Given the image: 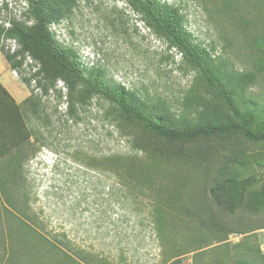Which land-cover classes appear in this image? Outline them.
<instances>
[{"label": "rangeland", "instance_id": "rangeland-1", "mask_svg": "<svg viewBox=\"0 0 264 264\" xmlns=\"http://www.w3.org/2000/svg\"><path fill=\"white\" fill-rule=\"evenodd\" d=\"M76 1L70 17L51 26L56 40L78 52L85 69L101 68L142 99L166 103L176 117L188 113L185 98L198 76L181 54L156 37L125 0ZM161 1L180 7L187 31L228 68L245 73L264 64V52H258V41L246 27L260 8L241 4L232 12L222 0ZM4 3L17 15L27 8L21 0H0V23L9 17ZM5 45L17 49L14 42ZM2 59L0 52L5 63ZM31 64L27 58L26 72L17 73L21 82V76L37 71ZM30 86V96L41 97L35 80ZM244 95L264 103V71ZM24 102L21 108L33 136L23 161L21 193L15 187L11 192L10 201L20 210L12 211L4 197L0 200L5 223L0 264H83L70 260L75 253L93 257L92 264H238L250 256L264 264V212H230L211 193L224 157L232 152L256 156L249 163L231 164L229 172L252 190L264 191V142L215 136L190 144V149L206 151L207 162L153 160L138 151L137 129L119 124L115 108L103 99L93 98L70 115L68 90L59 81L41 97L38 115ZM109 158L130 163L115 168L102 162ZM4 203L46 245H32L28 230L10 236ZM51 244L64 245L67 255Z\"/></svg>", "mask_w": 264, "mask_h": 264}, {"label": "trees", "instance_id": "trees-1", "mask_svg": "<svg viewBox=\"0 0 264 264\" xmlns=\"http://www.w3.org/2000/svg\"><path fill=\"white\" fill-rule=\"evenodd\" d=\"M21 1L27 7L22 15L14 14L8 3L3 4L9 17L0 23V52L19 76L22 71L26 72L24 67L27 58L32 60V64L28 65L31 69L38 68L30 77L21 76L31 94L33 91L30 85L33 80L41 91V97L48 95L62 81L68 90L70 115H77V109L93 98L109 102L115 108L119 124L126 122L137 129L135 139L138 151L148 154L153 160L183 164H197L202 159L207 162L209 155L206 151L200 152L201 147L190 149V144L215 136L238 135L253 144L264 142V103L244 95L262 75L264 64L245 73L228 68L227 62L214 57L187 31V20L180 7L161 0H125L131 10L141 16L146 27L170 48L176 49L198 76L193 90L185 98V104L190 106L188 113L176 117L166 103L142 99L136 92L109 79L101 68L85 69L78 52L56 40L51 26L70 17L76 0ZM222 2L232 12L238 11L241 4L246 8H260V14L252 21V26L246 27L250 29L247 31L248 36L258 41V52H264V0ZM238 20L243 22L244 18ZM8 42L16 43L17 49L12 51L7 48L5 43ZM41 97L31 95L24 102L34 115H38ZM32 136L21 105L0 83V200L4 197L12 211L20 210L15 202L10 201L11 192L12 187H15L21 193L23 161L27 158L26 147L31 144ZM224 158L226 160L219 170L212 195L216 199L220 198L219 204L230 212L242 210L259 216L264 212V191L252 190L247 181H237L229 172L231 164L249 163L256 156L232 152ZM107 161L115 168H125L128 166L126 163H130L121 158H109L102 162ZM131 176L129 174V178ZM26 201L25 195L23 205ZM5 203L3 211H6L5 222L9 235L12 236L15 231L21 232L22 229L26 232L28 230L31 234L26 238L30 239L32 245L36 242L46 245L47 240L33 230L31 225L23 222L21 217L18 218ZM3 219L1 215L0 229L5 225ZM50 248L59 253L66 249L64 254L68 253L64 245L51 244ZM69 258L83 264L93 262V257L87 258L78 253L74 257L69 255ZM258 262L257 257L254 259L250 256L239 260L238 264Z\"/></svg>", "mask_w": 264, "mask_h": 264}, {"label": "crops", "instance_id": "crops-1", "mask_svg": "<svg viewBox=\"0 0 264 264\" xmlns=\"http://www.w3.org/2000/svg\"><path fill=\"white\" fill-rule=\"evenodd\" d=\"M0 61V83L8 90L16 102L21 105L29 96V90L23 82H21L17 73L14 72L8 65ZM9 72V73H8Z\"/></svg>", "mask_w": 264, "mask_h": 264}, {"label": "built area", "instance_id": "built-area-1", "mask_svg": "<svg viewBox=\"0 0 264 264\" xmlns=\"http://www.w3.org/2000/svg\"><path fill=\"white\" fill-rule=\"evenodd\" d=\"M30 59V58H29Z\"/></svg>", "mask_w": 264, "mask_h": 264}]
</instances>
